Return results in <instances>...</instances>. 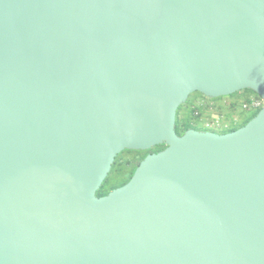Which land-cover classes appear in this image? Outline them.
<instances>
[{
  "label": "water",
  "instance_id": "95a60500",
  "mask_svg": "<svg viewBox=\"0 0 264 264\" xmlns=\"http://www.w3.org/2000/svg\"><path fill=\"white\" fill-rule=\"evenodd\" d=\"M244 89L264 0H0V264H264V105L176 132L191 93Z\"/></svg>",
  "mask_w": 264,
  "mask_h": 264
},
{
  "label": "trees",
  "instance_id": "16d2710c",
  "mask_svg": "<svg viewBox=\"0 0 264 264\" xmlns=\"http://www.w3.org/2000/svg\"><path fill=\"white\" fill-rule=\"evenodd\" d=\"M246 92L245 100L248 101L250 94H254L260 97L256 92L251 89H244ZM198 92V91H197ZM201 97L208 98L211 100H215L217 98H209L204 94L198 92ZM192 94V93H191ZM191 94L189 95L188 99L185 103L181 104L177 109L176 115V132L182 135L188 129H199V130H212L210 127L205 125V121L207 117V108L200 102H196L192 100ZM230 96H234L231 94ZM221 98H223L221 96ZM257 108L254 109L249 117L242 116L238 122L233 123L230 127L224 129L222 133L233 131L245 125L249 120H251L261 109ZM165 144L156 145L147 150H132L126 149L129 152H136V155L128 156L127 158L123 159L120 158V154H118L115 158V161L112 165V169L100 188L96 191L98 196H103L108 194L111 190L116 187L122 186L126 184L130 178L132 177L135 169L139 165V163L145 158V156L150 152H158L165 148ZM119 175L120 179L117 183H110L109 176L110 174Z\"/></svg>",
  "mask_w": 264,
  "mask_h": 264
},
{
  "label": "rangeland",
  "instance_id": "374dc122",
  "mask_svg": "<svg viewBox=\"0 0 264 264\" xmlns=\"http://www.w3.org/2000/svg\"><path fill=\"white\" fill-rule=\"evenodd\" d=\"M234 96H222L215 97L217 99L211 100L208 98H203L196 91L191 94V99L202 103L207 108V117L205 125L210 127L213 131L222 133V131L230 127L233 123L238 122L242 116L249 117L254 110L253 108H244L243 104L246 103L244 90L237 91L233 93ZM251 96H256L250 94ZM249 97V98H250ZM211 98V97H209ZM120 158H127L128 156L136 155V152H129L128 150H123L120 153ZM119 175L110 174L109 182L117 183L119 181Z\"/></svg>",
  "mask_w": 264,
  "mask_h": 264
},
{
  "label": "built area",
  "instance_id": "2783aa9c",
  "mask_svg": "<svg viewBox=\"0 0 264 264\" xmlns=\"http://www.w3.org/2000/svg\"><path fill=\"white\" fill-rule=\"evenodd\" d=\"M264 105V100L258 96H251L246 103L243 104L244 108L257 109Z\"/></svg>",
  "mask_w": 264,
  "mask_h": 264
}]
</instances>
